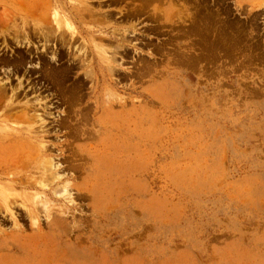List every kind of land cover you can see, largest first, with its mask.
<instances>
[{
    "label": "rangeland",
    "instance_id": "1",
    "mask_svg": "<svg viewBox=\"0 0 264 264\" xmlns=\"http://www.w3.org/2000/svg\"><path fill=\"white\" fill-rule=\"evenodd\" d=\"M31 1L76 39L52 65L77 59L61 85L95 126L73 172L0 65V264H264V0H0L1 59L25 51L2 31Z\"/></svg>",
    "mask_w": 264,
    "mask_h": 264
},
{
    "label": "bare ground",
    "instance_id": "2",
    "mask_svg": "<svg viewBox=\"0 0 264 264\" xmlns=\"http://www.w3.org/2000/svg\"><path fill=\"white\" fill-rule=\"evenodd\" d=\"M142 1L146 2L148 0ZM27 6L28 8L24 10L16 8L13 4L15 14L14 12L11 13V16L8 18L10 23L7 22L5 29L2 31L4 33L3 36L5 43L15 40L17 47H19V49L25 48V51L22 49L23 52L21 51L20 53L16 54V56L12 57V55L7 59L0 58V65L6 67L5 73L8 74L7 78H10L12 75L19 77L22 83L26 84L25 88H27L29 91L33 90L36 92L39 100L44 101L45 113L53 115L54 120L50 122L52 125L51 128L56 132L63 133L65 136V146H68L66 150L69 152L66 156H64L69 160V168H67L75 172L78 168H81L84 165L82 162L84 155L82 154V151L79 150L77 146H75V143L80 139L83 140L85 138H93L94 133L92 131V127L95 126V124H92L91 121L94 116V110L90 107L88 101H86L88 104L85 107L78 106V101H80L83 97H67L65 94L66 89L61 85L64 82V79L69 77L70 73L73 71V68H75L74 65L77 62V59L73 57L70 63L65 64V66L63 65L60 69L56 65H52V63L58 50V47L57 49L55 47L57 45L62 47L59 48L58 51L59 60H61L65 57L64 48L65 50L67 47L68 49H72L73 41L75 42L76 39L73 36L66 39L67 36L65 35V32L59 31L60 26H58L59 28H57V31H53L55 30L53 29L54 27L52 28L49 26L47 22L48 12L42 11L44 13H38L39 8H37V4L34 3V1L28 2ZM69 11L72 12L70 9ZM145 13H148V11L145 9L143 4L141 7H135L131 9L130 13L124 14L123 16L125 17L128 15L137 17L138 15L140 16L141 14ZM150 16L149 17L152 20L157 21V23L160 24H168L173 20L169 13L166 14L165 17H160L157 15V13L156 15L150 14ZM14 19H18L22 26L15 25L14 23L11 25ZM100 30H93L92 32L96 34L99 32L98 35H101L103 33H101ZM118 30L116 32L119 34L120 30ZM102 32H105L107 35L109 34L107 29ZM116 32L109 34V38L112 40V42L118 43L121 41V45H125L124 43L127 41L125 34H122L121 38H117L115 35ZM87 47L89 48L93 57H95L94 54H97L100 57L102 56L103 53H101L99 49H97L96 52L93 50V45L90 41L87 43ZM67 55L71 56L69 53H67ZM70 60L71 59L68 61ZM55 113H58V115H54ZM24 118H26V115H24ZM40 150L44 158L48 155H51L48 146L45 144L41 146ZM61 154L64 153L62 152ZM54 159L55 158L49 157L45 161L56 167L60 164V161L58 160L54 163Z\"/></svg>",
    "mask_w": 264,
    "mask_h": 264
}]
</instances>
